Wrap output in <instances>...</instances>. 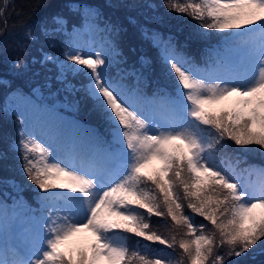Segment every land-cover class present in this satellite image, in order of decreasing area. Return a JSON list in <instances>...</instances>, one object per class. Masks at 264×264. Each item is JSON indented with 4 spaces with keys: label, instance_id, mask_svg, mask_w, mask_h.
<instances>
[{
    "label": "snow or ice",
    "instance_id": "1",
    "mask_svg": "<svg viewBox=\"0 0 264 264\" xmlns=\"http://www.w3.org/2000/svg\"><path fill=\"white\" fill-rule=\"evenodd\" d=\"M167 7L196 21L200 36L220 34L215 55L198 64L170 38L162 59L173 90L148 96L139 78L132 85L128 75L110 73L114 49L85 50L73 36L61 76L87 77L66 90L86 93L104 131L78 122L37 130L22 121L13 150L36 186L38 208L0 201V264H225L264 244V167L238 171V159L221 156L226 140L264 153V0H170ZM153 216L171 221L169 235L152 229ZM130 236L140 240L130 244Z\"/></svg>",
    "mask_w": 264,
    "mask_h": 264
},
{
    "label": "trees",
    "instance_id": "2",
    "mask_svg": "<svg viewBox=\"0 0 264 264\" xmlns=\"http://www.w3.org/2000/svg\"><path fill=\"white\" fill-rule=\"evenodd\" d=\"M169 2L170 0H9L4 17L0 18V194L4 195L7 190L14 193L15 188L22 192L26 200H32V196L37 194L36 186L27 180L21 170L23 162L19 154L13 150L14 142L19 139L18 133L24 116L11 112L8 101L12 98L23 99L30 106L38 107L42 113L51 114L54 119L68 116L81 125L104 131L102 118L94 110L93 101L86 93L66 90L68 82L80 89L87 77L69 75L66 82L61 76V63L64 61L62 54L67 48V42L73 38L75 28L85 19L90 22L99 39L107 42V49H114L110 73L114 76L128 75L127 82L132 85L139 78L140 85L148 96L159 89L169 92L173 90V77L168 74V66L162 59L164 42L170 38L173 44L197 63L203 64L210 57L211 49L204 44L213 41L219 34L212 32L207 37L200 36L197 22L186 14L169 9ZM178 2L183 3L185 0ZM0 7H3V0H0ZM88 8L97 10L99 18L93 20L86 17ZM57 16L63 18L61 23L54 19ZM28 32L33 39L25 37ZM48 55L55 59H46ZM30 77L33 80L28 82L26 78ZM43 93L45 94L40 100L44 103H37L34 98ZM43 109L50 111L45 112ZM225 144L227 147L222 150L221 156L229 154L233 164L238 159V171L250 165L264 167V153L254 148L242 149L230 140H226ZM228 163L225 160L226 166ZM195 222L208 223L199 216H195ZM150 223L153 230L169 235L171 221L166 217L153 216ZM137 240L140 238L130 236L129 243ZM141 243H149L155 251L162 253H180L179 248L169 249L147 241ZM220 251L226 252L227 247ZM225 264H264V244L249 249L241 257H226Z\"/></svg>",
    "mask_w": 264,
    "mask_h": 264
},
{
    "label": "rangeland",
    "instance_id": "3",
    "mask_svg": "<svg viewBox=\"0 0 264 264\" xmlns=\"http://www.w3.org/2000/svg\"><path fill=\"white\" fill-rule=\"evenodd\" d=\"M74 36L79 33V39L80 42L85 46V50H87L88 48H92L96 51H100V50H105L107 51L108 49V45L107 42L105 43V41L103 39H99L96 31L92 28V25L90 24V22L85 19L82 22V26L81 27H76L74 30ZM49 56V55H48ZM35 76L37 77V74L35 73ZM28 82L32 81V77L30 78H26ZM10 105L12 106V111L18 115L21 116V113H23L24 119L27 117V120L29 121V124L36 128L37 130H39L42 126L43 127H49L52 126L54 124L57 123H62L63 126L67 129L69 125H71V123L76 122L74 119L70 118V117H58V118H53L54 116H50V115H41L39 117V119H36V114H38L37 111H35V109L32 107H30L29 104H27L24 101H21L18 98H14L12 101H10ZM26 114V115H25ZM21 116V117H23ZM252 180H256L258 179L257 176H253L251 177ZM21 200V199H20ZM25 201V200H23ZM14 205V204H13ZM28 206V205H27ZM29 207V206H28ZM32 208V207H30ZM9 258H11V254H9Z\"/></svg>",
    "mask_w": 264,
    "mask_h": 264
}]
</instances>
